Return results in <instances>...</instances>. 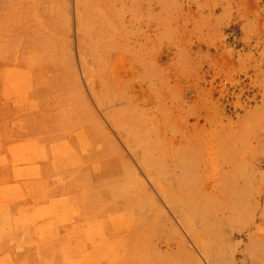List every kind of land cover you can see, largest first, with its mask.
Returning a JSON list of instances; mask_svg holds the SVG:
<instances>
[{
    "label": "rangeland",
    "instance_id": "rangeland-1",
    "mask_svg": "<svg viewBox=\"0 0 264 264\" xmlns=\"http://www.w3.org/2000/svg\"><path fill=\"white\" fill-rule=\"evenodd\" d=\"M0 264H264V0H0Z\"/></svg>",
    "mask_w": 264,
    "mask_h": 264
},
{
    "label": "bare ground",
    "instance_id": "bare-ground-1",
    "mask_svg": "<svg viewBox=\"0 0 264 264\" xmlns=\"http://www.w3.org/2000/svg\"><path fill=\"white\" fill-rule=\"evenodd\" d=\"M38 100V99H37ZM34 147V146H33ZM34 149V148H33ZM32 149V150H33ZM66 164V163H65ZM74 166V165H73ZM62 167H64V166H62ZM72 168V167H71ZM75 168L73 167V170H74ZM45 170V169H44ZM71 170V169H70ZM76 170V169H75ZM60 171V170H59ZM66 171V170H65ZM69 171V170H68ZM58 172V171H57ZM64 172V171H63ZM77 172V171H76ZM46 173V172H45ZM41 174V173H40ZM54 174V173H53ZM59 174V173H58ZM65 174H66V172H65ZM64 174V175H65ZM67 174H70V173H67ZM74 174H75V172L73 173V175H72V173L70 174L71 176H74ZM57 175V174H56ZM46 176V175H45ZM50 176V175H49ZM42 177V176H41ZM51 177V176H50ZM67 177H68V175H67ZM69 178H70V176H69ZM66 179V178H65ZM54 183V182H53ZM72 183V182H71ZM39 184V183H38ZM49 184V183H48ZM40 185V184H39ZM50 185V184H49ZM41 187V186H40Z\"/></svg>",
    "mask_w": 264,
    "mask_h": 264
}]
</instances>
